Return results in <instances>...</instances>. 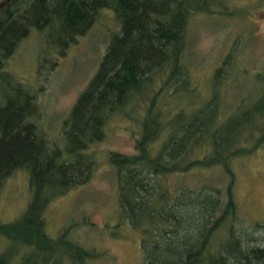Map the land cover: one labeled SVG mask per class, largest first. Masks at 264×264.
Wrapping results in <instances>:
<instances>
[{
	"label": "trees",
	"instance_id": "trees-1",
	"mask_svg": "<svg viewBox=\"0 0 264 264\" xmlns=\"http://www.w3.org/2000/svg\"><path fill=\"white\" fill-rule=\"evenodd\" d=\"M223 3L14 0L0 10V189L12 173L24 170L31 191L23 213L0 224V237L8 243L0 264H84L99 256L64 233L52 238L46 210L87 179L92 163L86 151L102 139L108 120L145 96L151 97L139 121L137 154H108L117 192L113 229L127 223L140 234L145 264H264V246L243 250L230 232L226 242L214 241L216 231L234 214L231 185L224 201L217 189L184 188L172 194L159 183L195 167L218 165L228 171L231 159L252 152L245 144L253 134H264V93L221 124L216 93L186 118L184 107L171 102L192 87L181 62L192 15H216ZM103 10L113 12L119 31L111 34L96 73L63 122L64 148L52 147L37 125L39 108L31 86L6 71L7 62L33 30L62 53ZM224 71L225 63L214 72L213 82ZM256 121L259 125L250 128Z\"/></svg>",
	"mask_w": 264,
	"mask_h": 264
},
{
	"label": "rangeland",
	"instance_id": "rangeland-1",
	"mask_svg": "<svg viewBox=\"0 0 264 264\" xmlns=\"http://www.w3.org/2000/svg\"><path fill=\"white\" fill-rule=\"evenodd\" d=\"M223 1L215 8L216 15L196 13L189 21L181 62L192 87L171 99L184 107V118L216 93L217 124H221L250 108L264 93V0ZM118 31L113 12L103 10L62 53L33 30L8 60L6 71L31 86L39 108L37 125L52 147L64 148L63 122L96 73L111 34ZM223 63V77L213 82L214 72ZM150 97L134 99L123 113L108 120L102 139L86 151L92 163L87 179L54 199L46 210V230L52 238L64 233L68 240L99 255L84 264H145L140 234L127 223L113 229L118 222L117 192L108 154H137L135 138ZM256 125L257 121L250 128ZM253 135L252 142L245 144L252 152L231 159L228 171L218 165L195 167L159 179L172 194L184 188L217 189L224 201L231 185L234 214L216 231L214 241L226 242L230 232L243 250L264 246V141L256 140L264 134ZM30 198L27 173L16 170L0 189V224L20 216ZM7 245L0 237V253Z\"/></svg>",
	"mask_w": 264,
	"mask_h": 264
},
{
	"label": "water",
	"instance_id": "water-1",
	"mask_svg": "<svg viewBox=\"0 0 264 264\" xmlns=\"http://www.w3.org/2000/svg\"><path fill=\"white\" fill-rule=\"evenodd\" d=\"M14 0H3L0 2V10L4 9L6 6L10 5Z\"/></svg>",
	"mask_w": 264,
	"mask_h": 264
}]
</instances>
